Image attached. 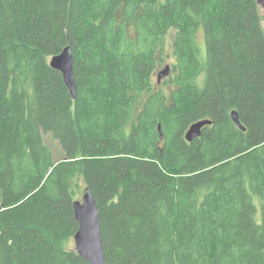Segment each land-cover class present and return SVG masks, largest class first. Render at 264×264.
Returning <instances> with one entry per match:
<instances>
[{
	"label": "trees",
	"instance_id": "trees-1",
	"mask_svg": "<svg viewBox=\"0 0 264 264\" xmlns=\"http://www.w3.org/2000/svg\"><path fill=\"white\" fill-rule=\"evenodd\" d=\"M66 47L76 99L50 66ZM86 189L106 264H264L257 0H0V264H89Z\"/></svg>",
	"mask_w": 264,
	"mask_h": 264
},
{
	"label": "water",
	"instance_id": "water-1",
	"mask_svg": "<svg viewBox=\"0 0 264 264\" xmlns=\"http://www.w3.org/2000/svg\"><path fill=\"white\" fill-rule=\"evenodd\" d=\"M260 8L264 9V0H257ZM50 66L61 72L66 86L72 93L74 99L77 98V88L74 78V57L70 47L52 57ZM171 66H166L158 73L157 79L160 84L163 80L171 76ZM232 119L242 130L245 128L239 118L237 111L232 112ZM212 125V121L203 120L193 124L186 133V140L194 142L202 136V131L206 126ZM161 129V128H160ZM74 212L79 230L74 237L75 250L78 255L89 264H106L103 246L101 215L98 204L90 189H86L82 201L74 203Z\"/></svg>",
	"mask_w": 264,
	"mask_h": 264
},
{
	"label": "rangeland",
	"instance_id": "rangeland-1",
	"mask_svg": "<svg viewBox=\"0 0 264 264\" xmlns=\"http://www.w3.org/2000/svg\"><path fill=\"white\" fill-rule=\"evenodd\" d=\"M202 40H203L202 37H200V41H202ZM201 45H202L201 46V50H204L205 49V42H204V45H203V43H201ZM170 64H171V62L168 63V65H170ZM164 68L165 67H163L162 69H160L156 73V75L154 76V81H157L158 73L161 70H164ZM44 139H45L46 143L52 148V150L54 151V153L56 155H58V156H61L62 150H61V146H60L58 140L55 139V137L52 134H48V133L44 134ZM80 201H82V197H81ZM72 246L75 247L74 240L72 241Z\"/></svg>",
	"mask_w": 264,
	"mask_h": 264
}]
</instances>
